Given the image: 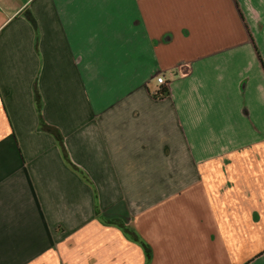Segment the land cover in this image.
Masks as SVG:
<instances>
[{"label":"crops","instance_id":"obj_1","mask_svg":"<svg viewBox=\"0 0 264 264\" xmlns=\"http://www.w3.org/2000/svg\"><path fill=\"white\" fill-rule=\"evenodd\" d=\"M0 264H264V0H0Z\"/></svg>","mask_w":264,"mask_h":264},{"label":"trees","instance_id":"obj_2","mask_svg":"<svg viewBox=\"0 0 264 264\" xmlns=\"http://www.w3.org/2000/svg\"><path fill=\"white\" fill-rule=\"evenodd\" d=\"M261 60V59H260ZM169 94V89L166 85H161V88L155 92L153 94V97L155 99H163L164 97H166L167 95ZM38 96V93H36V98ZM39 100V99H38ZM38 113L41 115L42 113V104H40V102L38 101ZM40 126H41V120H40ZM52 131V134L56 137L57 141H58V144L60 145L61 149H62V152L65 156V159L66 161L70 164V166L75 170L77 171L84 180H86L87 182H90L88 176L80 169H78L75 165L72 164L70 158L67 156L66 154V150L64 149L63 147V139L60 135V132L54 128H51L50 129ZM97 211H99V206H97Z\"/></svg>","mask_w":264,"mask_h":264},{"label":"built area","instance_id":"obj_3","mask_svg":"<svg viewBox=\"0 0 264 264\" xmlns=\"http://www.w3.org/2000/svg\"><path fill=\"white\" fill-rule=\"evenodd\" d=\"M157 82L160 85H166V83H167L166 80L164 79V77H162V76L157 77Z\"/></svg>","mask_w":264,"mask_h":264},{"label":"rangeland","instance_id":"obj_4","mask_svg":"<svg viewBox=\"0 0 264 264\" xmlns=\"http://www.w3.org/2000/svg\"><path fill=\"white\" fill-rule=\"evenodd\" d=\"M106 60H109V59L106 58ZM89 97L91 98V101L90 102H92V104H93L94 103L93 96H91L90 93H89ZM87 103H89V102L86 100V106H87Z\"/></svg>","mask_w":264,"mask_h":264}]
</instances>
